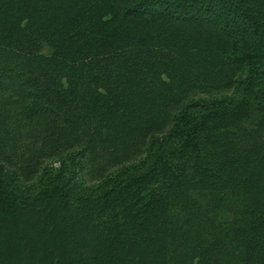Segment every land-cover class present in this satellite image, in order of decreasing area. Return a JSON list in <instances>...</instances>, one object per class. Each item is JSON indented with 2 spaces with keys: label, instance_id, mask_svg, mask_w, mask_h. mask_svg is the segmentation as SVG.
Here are the masks:
<instances>
[{
  "label": "trees",
  "instance_id": "obj_1",
  "mask_svg": "<svg viewBox=\"0 0 264 264\" xmlns=\"http://www.w3.org/2000/svg\"><path fill=\"white\" fill-rule=\"evenodd\" d=\"M0 264H264V0H0Z\"/></svg>",
  "mask_w": 264,
  "mask_h": 264
}]
</instances>
